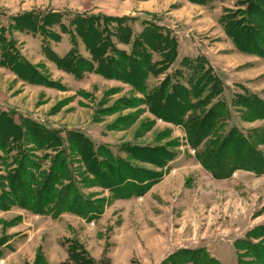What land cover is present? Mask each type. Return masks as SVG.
<instances>
[{"label":"rangeland","instance_id":"1","mask_svg":"<svg viewBox=\"0 0 264 264\" xmlns=\"http://www.w3.org/2000/svg\"><path fill=\"white\" fill-rule=\"evenodd\" d=\"M241 1L0 0V189L9 186L8 178L17 170L12 166L16 157L26 154L34 165L48 169L59 154L67 158L74 184L85 196L111 199L108 190L90 186L92 176L85 171L82 158L68 152L72 132H80L95 147L109 146L116 156L142 169L160 171L153 164L130 158L122 151L126 145L155 146L174 155L166 162V183L159 190L166 200L148 205L150 211L154 207L155 219L147 218L144 203L140 209L145 219L119 216L99 224L96 219L87 221L71 212L55 216L49 209L35 213L19 205L0 209V264H48L42 254L49 248L48 258L54 259L52 244L57 234L68 254L63 264L69 259L71 241L83 245L91 256V250L98 255L93 245L103 246L100 259L92 256L97 262L109 258L114 264L115 258L117 264H150L149 250L157 239L165 249L159 264H264V173L237 169L229 178L217 179L199 161L203 146L195 149L190 145L183 123L191 114L178 125L157 118L149 110L153 95L166 81L190 86L194 91V83H209L214 75L198 79L202 72L198 75L190 66L187 69L189 62L203 57L220 75L225 89L212 102L207 90L198 110L218 101L226 103L229 117L224 122L225 133L236 127L252 138L254 130L264 128V120L247 122L244 111L233 106L235 96L246 93L264 99V58L237 50L221 23L230 11L246 9ZM30 11L38 17L28 29L17 17ZM50 13L61 16L45 17ZM84 15L95 21L88 22ZM78 21H84V28H79ZM142 32L148 33L149 38L143 41L148 42L147 69L152 70L146 72L142 83L132 80L131 75L114 79L109 72L97 70L103 65L100 63H124L127 59L121 52L139 55L134 41ZM100 47L105 49L99 51L101 54L93 52ZM70 51L85 60L81 64L85 68L73 73L65 62L57 64L55 55L63 57ZM23 60L33 68L27 71L29 74L20 69ZM86 61L91 68L87 69ZM190 96L195 101L196 91ZM34 124L55 132L61 141L35 146L24 133V127ZM258 150L264 154V145ZM20 163L31 168L24 159ZM7 166H11L10 171ZM160 207L164 213L158 210ZM67 215L85 220V224L71 216L65 218ZM123 227L131 235L125 245L119 241ZM11 239L21 248V257L15 255ZM182 252L193 253L186 258ZM56 261L50 264H58Z\"/></svg>","mask_w":264,"mask_h":264},{"label":"trees","instance_id":"2","mask_svg":"<svg viewBox=\"0 0 264 264\" xmlns=\"http://www.w3.org/2000/svg\"><path fill=\"white\" fill-rule=\"evenodd\" d=\"M189 1L196 4L209 2V0ZM240 4L247 6L246 9L230 11L231 14L228 13L229 15L226 14L222 17L221 23L237 50L264 58V0H242ZM59 16H61L59 13H50L45 17L56 18ZM35 17L38 16L34 15L32 11L25 12L23 16L17 17L19 18L17 21L21 24L24 23L25 27L29 29L36 24ZM47 18L42 19V21L45 22ZM83 18L88 22L95 21L92 16L86 17L84 15ZM111 20L122 22L124 18H111ZM54 22L55 19L52 20V23ZM77 25L79 28H84V21H78ZM88 29L93 31L90 27ZM155 36H157L156 33ZM146 38H149L148 33L142 32L138 37L139 40L134 41V45H137L141 51L139 55L131 53L132 55L127 56L121 52V56H126L127 59L124 63L106 62L108 61L106 60V63L99 64L103 65L97 70L100 68L103 74L109 72V76L114 79L131 75L132 80L139 79L138 84L142 83L146 72L152 71L147 69L150 58L146 49L148 42L143 41ZM9 42L8 40L7 44ZM102 43L105 45V41ZM7 50L10 51L9 46ZM104 50L103 47H100L93 52L97 51L98 54H101L100 52ZM55 57L57 64L65 62L68 71L73 73L80 68H85L81 65L85 64V60L72 56L71 51L63 57L57 54ZM8 61H11V58ZM8 61L7 66H9ZM141 61L146 62L144 65H140ZM25 62V60L21 62L23 64L20 65L22 66L20 69L29 74L27 71L33 70V68L26 66ZM86 64L88 65L87 69L91 68L90 61H86ZM207 64L203 57L187 64L188 70H190L188 68L190 66L197 71L198 75L202 72L198 79L205 80L207 74L214 75L210 77L209 83L203 81L202 85L193 84L197 95L195 101L191 100L190 95L194 94L195 91L190 89V86H179V84H170L166 81L153 95L150 112L157 118L178 125L185 121L187 114H191L183 123L187 130L190 145L195 149L203 146V151L198 153L199 161L217 179L229 178L237 169L250 170L257 174L264 173V154L258 150L259 145H264V128L254 130L252 138L244 136L236 127L225 133L224 122L226 117H229L226 103L218 101L208 109L198 110L205 100V92L209 91L208 94H211L209 100L212 102L219 98L225 89L220 75L215 74L214 70ZM235 98L233 106L244 111L243 119L245 121L264 120V99L253 93L235 96ZM198 111H200V115H198ZM193 112L196 113L194 116ZM24 133L28 139L31 138L34 141L35 146H43L48 141L50 144L47 146H52L51 143L61 141L55 132L38 124H34L32 127H24ZM68 142V152L81 157L85 171L92 176L91 182H89L90 186L108 190L111 199L93 200L85 196L74 184L70 165L63 155L57 154L55 159L51 161L50 167L43 169L39 165H34L31 157L22 154L21 158L27 163L30 162L31 168L28 165H22L20 163L22 162L21 158L16 157L14 159L12 166H16L17 170L10 174L9 186L0 189V209L6 211L14 205H19L35 213H44L47 209L55 216L64 212H71L82 216L87 221H93L103 214L110 200L142 196L147 193L152 186L163 179L164 169L168 166L166 162H170L174 158V155L169 154L165 149L155 146L126 145V148L122 149L130 155V158L148 162L160 170L151 171L136 167L129 159L116 156L109 146L95 147L91 140L80 132H72ZM72 149H74L73 152ZM10 168L11 166H7L9 171ZM16 195L18 199L15 198ZM70 244L72 245L68 249L69 259L65 264H110L109 258H103L97 262L78 242L71 241ZM182 253L186 256L193 252ZM186 258L189 257L186 256ZM199 260L196 261L199 262Z\"/></svg>","mask_w":264,"mask_h":264},{"label":"crops","instance_id":"3","mask_svg":"<svg viewBox=\"0 0 264 264\" xmlns=\"http://www.w3.org/2000/svg\"><path fill=\"white\" fill-rule=\"evenodd\" d=\"M214 68H215V66H214ZM197 167H201V165L198 164ZM165 174H166V171H165ZM164 176L165 177H163V179L159 183L152 186L151 189L142 196H132L130 198L112 200L111 203L109 204V206L103 212V214L100 215V217L98 219H96L95 222H98V224H99L101 222L107 221L109 218H116L119 216H120V218H124V219H136V216H137V218L145 219L146 217L142 216V214H141L142 210L140 209V206L142 203H144L146 205V211H148L147 218L148 219H155V217H154L155 214L153 213L154 207H152V208L150 207L151 208V211H150L148 208V205L153 204L157 200L159 203H160V200H166L165 196H162L160 194V191H159L162 188V186H164V184L166 183V177L167 176L166 175H164ZM215 181L216 182H228V180H224V181L215 180ZM106 193L110 194L108 191ZM140 198H142L143 200L140 201ZM158 210L161 211L162 213H164V211L161 207ZM68 216L73 217L75 220H80V218H77L76 216H73V215H67V216H65V218ZM61 218H64V216ZM61 218H59L57 220H60ZM80 221H82L83 224H85V220L81 219ZM89 229H91V228H89ZM122 229H124V227ZM57 235L58 236H57L56 240L52 244V247L54 246V253H55L54 259L50 260L51 258H48L49 257V248L44 249V252L42 254L44 259L46 260V262L48 264H50L51 261H55V260H57L56 262L58 264H63L67 260V257H68L66 249L64 247H62L60 244L59 237H61V236L59 234H57ZM160 235H164V234L160 233ZM130 237H131V235L128 236L127 230L124 229V231L122 232V234L119 238L120 239L119 241L121 244L125 245L127 242V239ZM14 241H15V239H11L9 241V244L14 245L15 252H17L15 255L16 256L19 255V257H21V255H20L21 248L19 246L16 247L15 246L16 243ZM94 246L95 245H93V248L96 249L95 253H98V255L94 254V252L92 253V250H91V254L96 259L97 258L100 259L101 255L103 254V246H101V248H99L98 245H96V247H94ZM59 247H61L62 249H60ZM149 253L151 254V257H149L147 259V261L150 264H159L160 261H162L165 257L164 256L165 249L162 246V241L157 239V243L154 245H151V249L149 250ZM141 256L144 257L143 254ZM113 260H114V264H117V262H116L117 259L114 258ZM154 261H155V263H154ZM146 264H148V263H146Z\"/></svg>","mask_w":264,"mask_h":264}]
</instances>
